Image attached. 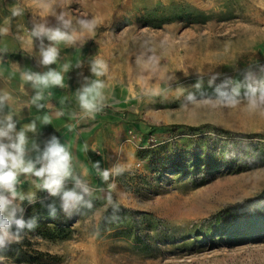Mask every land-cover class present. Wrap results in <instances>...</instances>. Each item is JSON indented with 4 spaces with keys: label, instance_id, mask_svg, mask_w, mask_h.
<instances>
[{
    "label": "rangeland",
    "instance_id": "1",
    "mask_svg": "<svg viewBox=\"0 0 264 264\" xmlns=\"http://www.w3.org/2000/svg\"><path fill=\"white\" fill-rule=\"evenodd\" d=\"M40 24L75 39L37 38ZM4 27L0 119L25 130L26 160L55 136L71 155L64 190L89 194L31 220L0 264H264V105L248 94L264 82V0H0ZM50 70L62 86L23 78ZM97 82L88 111L79 96ZM218 88L238 103H217ZM42 183L18 175L21 216L51 195Z\"/></svg>",
    "mask_w": 264,
    "mask_h": 264
},
{
    "label": "clouds",
    "instance_id": "2",
    "mask_svg": "<svg viewBox=\"0 0 264 264\" xmlns=\"http://www.w3.org/2000/svg\"><path fill=\"white\" fill-rule=\"evenodd\" d=\"M13 15H19V10L13 9ZM64 23L67 26L69 22L65 21ZM79 23L86 31H92L95 27L94 22L87 19H82ZM7 31L6 27L0 28V35L6 34ZM32 35L37 38L47 37L48 40L57 42L66 41L71 43L75 39V35H69L59 28H47L43 24L35 26ZM41 55V62L44 65H50L55 63L58 51L55 47L42 48ZM92 71L97 75L102 74L104 71L103 63L97 61ZM23 78L31 81L34 86H62L63 83L61 74L52 70L44 75L24 73ZM102 87L103 85L97 82L92 87H86L83 90L79 100L84 109L88 111L95 109L96 105L93 101L100 95L99 90ZM217 92L220 97L217 103L226 105H236L238 103L235 99V95H239L237 89H233L235 95H229L227 92L220 91L219 88ZM257 93H259L258 96ZM248 94L250 96V108L253 110L260 108L261 105H264V82H261L259 86L249 84ZM40 98L37 95L36 99L39 100ZM7 99H9L7 94L0 95V110L3 109L4 102ZM45 122H48L47 117H45ZM26 130L34 131L35 124L28 125ZM26 142L25 130L16 131V124L11 115L0 119V248L6 247L9 243L19 242L21 239L20 231L25 227H33V222L26 224L22 218H17L16 216L18 211H22L16 202L18 198L23 199L22 196L18 197L16 189L20 173L33 174L38 178H42V188L53 196L60 195L62 207L65 211L74 209L85 202V195L89 194V189L81 185L79 181H77V187L80 188L79 192L76 190H64L65 181L72 176L71 155L55 136L47 142L43 152L35 161L25 159ZM37 164L40 165L39 168L36 167ZM102 178L107 180L109 171L105 170L102 173ZM14 228L15 231H13Z\"/></svg>",
    "mask_w": 264,
    "mask_h": 264
},
{
    "label": "trees",
    "instance_id": "3",
    "mask_svg": "<svg viewBox=\"0 0 264 264\" xmlns=\"http://www.w3.org/2000/svg\"><path fill=\"white\" fill-rule=\"evenodd\" d=\"M54 209V212H53ZM62 210V203L57 196L49 195L43 196L37 199L34 203L27 206L24 214L21 216L19 212L16 213L17 218H22L26 224L31 222V220L43 217L49 218L59 214ZM33 228V227H32ZM31 228L25 227L20 231V235L24 230ZM49 228L47 226H42L38 230L42 233H47ZM15 231V228H14Z\"/></svg>",
    "mask_w": 264,
    "mask_h": 264
}]
</instances>
